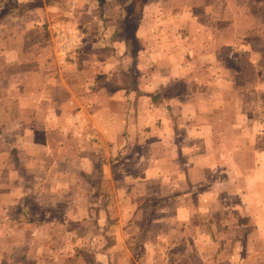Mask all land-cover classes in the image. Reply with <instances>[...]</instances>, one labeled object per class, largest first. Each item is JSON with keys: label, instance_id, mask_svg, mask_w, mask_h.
<instances>
[{"label": "crops", "instance_id": "crops-1", "mask_svg": "<svg viewBox=\"0 0 264 264\" xmlns=\"http://www.w3.org/2000/svg\"><path fill=\"white\" fill-rule=\"evenodd\" d=\"M1 1L0 216L13 223L0 225V246L15 248L18 259L0 253V264H69L71 221L90 232L116 208L121 223L134 214L127 200L143 205L152 196L175 201L183 219L189 209L178 202L198 199L209 183L212 192L236 185L239 212L253 223L234 227L264 232L263 61L243 53L234 67L219 66L207 50L199 64L193 45L184 51L191 60L174 63L166 49L132 55L126 42L113 41L114 31L86 28L99 23L88 10L93 3H73L84 17L61 18L55 3H15L1 13ZM197 34L188 37L192 44ZM139 207L135 215L148 214ZM201 223L190 220L186 231L207 232ZM26 231L35 236L27 240ZM246 242L262 247L251 234ZM247 255L242 263L258 264L259 256Z\"/></svg>", "mask_w": 264, "mask_h": 264}, {"label": "rangeland", "instance_id": "rangeland-1", "mask_svg": "<svg viewBox=\"0 0 264 264\" xmlns=\"http://www.w3.org/2000/svg\"><path fill=\"white\" fill-rule=\"evenodd\" d=\"M1 3L6 5L1 8V13L6 11L9 13L15 3H55L54 14L61 18L84 17L86 14H81L84 10L74 8L73 3H93V8L90 7L88 10L99 23L91 25L87 22L86 28L97 29L100 32L99 27L102 25L103 33L114 31L116 37L113 41L126 42L132 55L150 52L152 49H166L175 54V58L171 57L174 63L176 58L179 61L191 60L189 54L184 51L193 45L200 54L197 61L199 64L202 63L201 58H206L207 50L210 53L214 52L213 63L219 66L223 63L234 67L243 53H247L248 58L253 62L258 63L260 60L264 63V27L262 26L264 3L262 5L254 3V0H32V2L2 0ZM22 10L26 11L28 8L23 6ZM68 25L66 24L67 27ZM40 26L44 27V24ZM59 30L62 32L61 29ZM64 30L72 34V31L66 28ZM191 33H198L197 37L201 35L193 41V44L188 39ZM226 75L229 77V74ZM10 156L14 158L13 154ZM4 158V152L1 151L0 161ZM235 186L231 183L216 185L215 191L212 192L215 184L204 185L198 190V199L184 198L178 202L189 209L187 211L189 216L183 219L178 218L172 210L175 201H165L152 196L143 205L142 200H127V206L133 209L134 214L124 217L121 223H118L116 208L108 210L107 212L111 214L105 217L106 220H100V224L98 223L90 232H79L78 222L71 221L72 245L63 252L65 262L69 261V264H245L242 263V257L250 253V256L254 254L259 256L258 264H264V232H250L243 227H234L237 223L247 222V225L253 223L252 216H243L242 212H239L244 206L239 200V194L235 193ZM102 189L107 191L109 188L107 185H102ZM106 202L108 204L110 201ZM139 205L147 210V215H135L143 211ZM223 210L230 213L225 221L220 216ZM203 211H206L205 215ZM55 218L62 217L56 215ZM5 219L13 223L12 217L0 216L1 226L6 222ZM28 219L41 220L42 216L28 217ZM190 220L192 223L197 220L198 224L200 221L202 225L205 223L208 226L207 232L186 231L185 226ZM180 222L183 223L182 230ZM229 223L231 229L226 227ZM224 226L227 229H224ZM120 227H123L122 230ZM23 234L26 235L27 240L35 236V232L32 231ZM61 234L59 233V240H62ZM250 234L252 237L260 238L262 247L257 248V251H254L253 245L244 247ZM14 235L12 231L6 232V236L10 239L6 240L8 244H14L12 242ZM55 237H58L57 233ZM210 240L220 242L219 246H208ZM252 241L254 243V240ZM3 244L0 246V253L12 257L15 262L18 259L17 255H14L15 248L3 247ZM49 248L55 250L51 246ZM24 250L32 252L35 249L26 247Z\"/></svg>", "mask_w": 264, "mask_h": 264}]
</instances>
